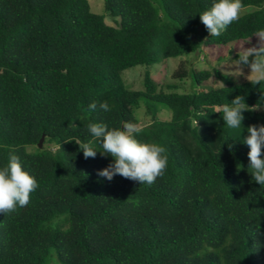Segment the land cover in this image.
<instances>
[{"label":"trees","instance_id":"1","mask_svg":"<svg viewBox=\"0 0 264 264\" xmlns=\"http://www.w3.org/2000/svg\"><path fill=\"white\" fill-rule=\"evenodd\" d=\"M212 3L104 0L96 14L89 0H0V168L15 154L39 184L26 207L0 213V264H264V186L243 143L248 126L264 125V82L192 65L165 85L150 73L264 29V0H242L255 9L211 37L199 14ZM139 65L133 90L123 73ZM237 95L262 107L233 129L215 111ZM125 121L166 148L151 186L98 175L113 157L87 125ZM89 142L97 153L85 159L77 143Z\"/></svg>","mask_w":264,"mask_h":264},{"label":"clouds","instance_id":"2","mask_svg":"<svg viewBox=\"0 0 264 264\" xmlns=\"http://www.w3.org/2000/svg\"><path fill=\"white\" fill-rule=\"evenodd\" d=\"M244 9L242 0H213L211 7L201 12L199 17L210 36L219 37L240 19ZM253 36L258 38L255 45L244 47L246 43L251 44L250 37L240 45L238 59L233 60L234 71L238 72L236 77L244 76L251 84L260 85L264 82V29L256 31ZM245 67L249 69L247 75L244 74ZM88 107L89 111H95L98 105L93 101ZM261 107V103L249 106L244 96L237 95L230 103L218 106L215 112L223 113L228 127L238 129L244 120V112L258 111ZM99 108L105 112L111 110L107 102H101ZM198 121H193L195 127H199ZM87 130L94 140L99 141L103 149L101 154L113 157V163L100 170L99 176L111 181L120 175L151 186L164 174L168 164L166 148L157 143L139 141L136 135L143 130L140 124L125 121L122 127L109 129L104 123H89ZM247 133L243 143L249 147L250 174L256 183L264 186V125H250ZM77 144L85 159L95 158L97 151L91 147V142ZM229 148H232L231 144ZM38 187L37 180L24 170L19 157L10 153L7 165L0 168V213L8 214L16 211L18 206L26 207L30 194Z\"/></svg>","mask_w":264,"mask_h":264},{"label":"rangeland","instance_id":"3","mask_svg":"<svg viewBox=\"0 0 264 264\" xmlns=\"http://www.w3.org/2000/svg\"><path fill=\"white\" fill-rule=\"evenodd\" d=\"M92 11L96 12V14H103L104 9V0H89ZM255 7L249 6L245 7L242 11L241 15L246 12L254 10ZM106 21L109 24H112L111 18L106 17ZM251 44L246 43L244 47H250L257 43V37L253 36L250 38ZM246 41L239 43L234 46V48L222 47V48H214L207 49L205 54L198 55H184L177 58L169 59L166 61H162L159 65L150 68V73L152 78L160 85H165L167 83L177 82L173 79L174 73L176 71H183L185 69H189L192 65L194 68L198 70L211 69L213 67H217L218 69L224 71L225 73L233 75L237 80L243 81L245 80L244 76H238V72L234 71V61L237 56V53L240 51V45L244 44ZM221 58V60H219ZM251 58V57H250ZM219 60V61H218ZM146 72L145 66H135L126 70L123 73V80L126 86L130 89H142L143 88V77ZM249 69L247 67L244 68V74L247 75ZM219 85V83H216ZM147 121L144 120V123ZM57 259H51L48 264H56ZM59 264V263H57Z\"/></svg>","mask_w":264,"mask_h":264},{"label":"water","instance_id":"4","mask_svg":"<svg viewBox=\"0 0 264 264\" xmlns=\"http://www.w3.org/2000/svg\"><path fill=\"white\" fill-rule=\"evenodd\" d=\"M43 141H44V136H42L40 142L38 143V145H39L40 147L42 146Z\"/></svg>","mask_w":264,"mask_h":264}]
</instances>
